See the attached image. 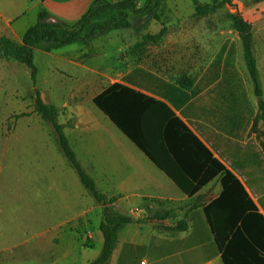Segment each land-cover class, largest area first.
Returning <instances> with one entry per match:
<instances>
[{
  "label": "crops",
  "instance_id": "0c3cea01",
  "mask_svg": "<svg viewBox=\"0 0 264 264\" xmlns=\"http://www.w3.org/2000/svg\"><path fill=\"white\" fill-rule=\"evenodd\" d=\"M92 1L0 0V35L21 43L41 8L50 14L48 20L72 25ZM194 11L193 16L204 17L194 15ZM227 25L228 31L209 24L193 26L192 35L196 34L197 39L192 41L190 69L177 72L188 76L167 74L169 69L163 58L150 51L144 52L143 65L134 64L114 78L84 76L89 74L88 68L98 64L100 55L102 59L99 50L103 46L94 42L100 34L80 40L86 43L85 49L69 51L70 48L61 46L45 53L59 61L48 68L51 75H56L57 67L64 75L81 76H46L50 91L47 97L38 89L41 98L58 109L57 121L63 125L71 148L97 189L114 196L117 207L133 218L119 230L109 264H224L204 208L221 195L225 170L239 179L258 205V194L210 142L218 137L220 144V140L231 135L227 131L232 128L230 76H241L246 96L257 110L245 77H250L247 67L245 62L244 66L239 63L241 53L243 57L241 39L230 20ZM224 42L234 44L237 74L232 68H228L227 74H216L215 68H211ZM88 47L95 49L93 54ZM256 59L259 71L257 56ZM136 67L155 76H125ZM181 77L187 78L183 84L178 82ZM103 92L102 100L112 116L140 140L152 157L95 104L94 98ZM8 99L0 116V254L8 251L12 253L8 256H19V262L30 258L31 262L42 261L41 264H74L78 257L91 251L93 257L86 259L85 264L98 255L103 244L99 227L102 206L89 196L59 149L48 146L49 142L56 144L57 139L51 126L34 111V100L27 109ZM249 128L239 125L238 134H243L240 142L251 137L260 146L252 126ZM228 144L224 142V152ZM260 174L256 171L252 178ZM41 177L49 180L46 196L40 193ZM10 186L15 188L17 197L24 192L31 194V202L24 198L31 209V224L45 225L46 229L38 228L28 234L22 221L19 226L11 222L13 230L7 233L9 222L3 213L7 214ZM153 212L167 213L164 220L158 221L163 224L174 225L186 219L187 228L163 231L156 222L144 220ZM67 230L71 235L66 234ZM228 230L230 233L226 234ZM231 232V228L221 232L223 242ZM25 243L28 245L24 251ZM11 260L20 264L14 257Z\"/></svg>",
  "mask_w": 264,
  "mask_h": 264
},
{
  "label": "trees",
  "instance_id": "16d2710c",
  "mask_svg": "<svg viewBox=\"0 0 264 264\" xmlns=\"http://www.w3.org/2000/svg\"><path fill=\"white\" fill-rule=\"evenodd\" d=\"M231 2L232 0H212L211 2L192 0L195 10L194 15L207 16L222 7V5L231 4ZM162 3L163 0H145L144 5L139 7L137 6V0H93L87 10L72 25L60 20H48L50 14L44 8H41L38 11L36 22L24 32L21 43H17L5 35H0V58L15 60L24 64L29 70L33 85H35L38 67L34 60V53L35 48L39 45L45 43L48 49H56L65 44L91 38L112 28L130 27L131 23L128 20H122V18L94 22L96 19L115 11L123 13L125 10H131L159 20L157 9ZM227 15L230 26L238 32L242 42L243 59L253 84L254 94L258 99L257 110L253 108L246 96L241 83V76H230L232 82V128L227 131L231 135L224 138V140H220V144L218 137L216 139L211 138L210 142L221 157L227 160L233 169L242 174L247 185L251 186L252 190L258 194V205L245 191L239 179L228 170H225L221 195L206 206L204 210L207 220L217 237L224 264H264V144L260 143L261 147L258 146L249 133L250 138L245 143H241L239 139L243 137V134H238L240 124L244 127L248 125L253 128L259 118H264L263 90L254 51L252 24L239 12H229ZM150 37L156 39L158 34L150 35ZM224 53L225 59L223 60ZM234 64V44L224 42L211 62V68H215L216 74L219 71L227 74L228 68H232L233 72L237 74ZM135 73L138 74L137 76H155L142 67H136L125 76H134ZM185 79L187 78L181 77L178 82L183 84ZM103 95L104 92L94 98L95 104L109 115L112 121L119 128L121 127L120 129L141 150L152 157L149 152H146L140 140L128 133L120 121L112 116L102 100ZM34 111L43 120L51 124L57 142L67 161L77 172L88 194L102 206L99 227L103 234V244L98 255L85 264H109V259L117 244L119 230L126 224L131 223L133 218L117 207L114 196H108L97 189L93 178L81 165L71 148L64 134L63 125L57 121L58 109L52 104L45 103L37 88H34ZM22 114L24 115L26 112ZM217 135L220 138L222 137L218 132ZM224 142H229L225 152L223 149ZM256 171H261L260 176L252 178ZM173 179L176 180L174 176ZM182 187L181 185V189L184 188ZM166 215V212H153L144 220L156 222V226L163 231L175 232L187 228L186 219H182L174 225L158 222L164 220ZM229 228L232 229L231 235L223 242L221 232ZM225 233H230V230Z\"/></svg>",
  "mask_w": 264,
  "mask_h": 264
},
{
  "label": "rangeland",
  "instance_id": "374dc122",
  "mask_svg": "<svg viewBox=\"0 0 264 264\" xmlns=\"http://www.w3.org/2000/svg\"><path fill=\"white\" fill-rule=\"evenodd\" d=\"M201 1L211 2L212 0ZM137 3L139 6H143L145 0H137ZM193 11L194 6L192 0H163L161 7L157 9V13L159 12V20H155L147 15L136 13L131 10H125L123 13L116 11L111 12L96 19L94 22H104L111 18H122V20H128L131 23V26L121 28L120 33H118L119 28L109 29L100 34V39H95V43L102 44L103 46V49L99 50L103 56L101 59L100 55L98 64H93V66L88 68L86 72L89 74L84 76H103V78L107 80L119 76L134 64L143 65L145 62L143 58L145 51H150V53L152 52L156 57L163 58L166 68L169 69V72H166L167 74L181 76V74L177 72H183L190 69V54L193 46L192 41L197 39L196 34L192 35V32L194 31L193 26L209 24L216 26L217 28H223V31H228L227 14L229 12H239L244 18L251 22L253 27L255 51L259 60L260 81L264 98V0H232L231 4H224L216 11L204 17L193 16ZM175 25H179L183 28L177 30ZM156 34H158L156 39L150 37V35ZM182 37H184V41ZM159 41H162L161 45ZM164 42L168 43L165 45ZM46 46L47 45L43 43L35 49V63L38 66V79L36 80L35 85H33L29 70L24 64L15 60L0 58V116L2 115L3 109H5V99H8V97L13 104L17 103V107L23 105L29 109L34 100V88H41L47 96L50 89L45 80L46 76H81L79 73L64 75L62 70L56 66V75H51L48 68L53 66V64H57L59 61L57 58L45 54L47 51H50ZM62 48H70L69 51H79V49L86 48V43L78 40L71 44H65ZM88 51L93 54L95 49L88 47ZM88 57H90V55H88ZM239 63L244 66L242 53L239 57ZM245 77L249 92L251 93L250 96L253 101L257 103L258 99L253 95L252 81L249 76ZM7 103L10 105L9 101ZM45 123L51 126L47 121H45ZM252 133L254 136L257 135L261 144H264L263 117L257 120L255 127L252 128ZM53 142H49L48 146H56L59 149V152H61L60 154H62L63 158L66 159L57 142L56 144ZM74 172L76 171L74 170ZM39 182L41 183L40 193L41 195L46 196L48 194L49 180L46 177H41ZM25 196L29 200L31 194L24 192L22 196L18 194L17 197L14 187L11 189L10 186L7 190L8 207L5 210L7 211V214L3 213V216H7V223L9 222L6 226L7 233H10V230H13V226L10 225L11 222H13L14 225L18 223L19 226L22 221L23 230L28 234H31V232L38 228L41 230L47 228L45 225L31 224V209L27 206L26 199L24 200ZM82 229H84V227L80 228V230ZM67 232L68 233L66 234L69 235L72 233L70 230H67ZM27 245L28 244L25 243V247L23 248L24 251L26 250ZM11 254L12 253L8 251L2 252L0 254V264L17 263L11 260V257L18 260L19 256H8ZM85 254L86 256L84 257H78L74 261V264H83L86 259H91L93 257L91 256V251ZM18 263L41 264L42 261L31 262L30 258H24L21 262L18 260Z\"/></svg>",
  "mask_w": 264,
  "mask_h": 264
}]
</instances>
